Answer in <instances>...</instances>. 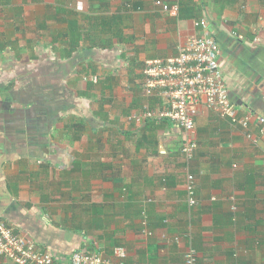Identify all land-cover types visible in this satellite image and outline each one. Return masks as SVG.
<instances>
[{
    "label": "crops",
    "instance_id": "1",
    "mask_svg": "<svg viewBox=\"0 0 264 264\" xmlns=\"http://www.w3.org/2000/svg\"><path fill=\"white\" fill-rule=\"evenodd\" d=\"M204 18L251 124L202 104L188 169L181 130L143 118L164 108L143 70ZM260 117L264 0H0V220L56 264L84 248L128 264H185L190 249L198 264H264Z\"/></svg>",
    "mask_w": 264,
    "mask_h": 264
},
{
    "label": "built area",
    "instance_id": "2",
    "mask_svg": "<svg viewBox=\"0 0 264 264\" xmlns=\"http://www.w3.org/2000/svg\"><path fill=\"white\" fill-rule=\"evenodd\" d=\"M157 5L169 10L161 1ZM196 27L198 33L183 43L176 56L150 59L146 61L143 70L146 97H160L164 106L161 110H153L150 104H146L143 118L146 121L168 120L181 130V154L188 169L199 148L195 119L202 104L232 124L242 125L248 130L251 124L248 117H240L231 101L220 69V46L210 21L201 19ZM258 121L260 137L264 139V117H260ZM196 182L195 175L189 171L185 185L188 204L192 208L198 203ZM0 260H9L13 264H56L51 252H42L34 241L16 235L3 220H0ZM70 264L128 263L123 259L107 257L96 248L92 251L84 248L73 253ZM185 264H198L194 250L187 251Z\"/></svg>",
    "mask_w": 264,
    "mask_h": 264
},
{
    "label": "trees",
    "instance_id": "3",
    "mask_svg": "<svg viewBox=\"0 0 264 264\" xmlns=\"http://www.w3.org/2000/svg\"><path fill=\"white\" fill-rule=\"evenodd\" d=\"M190 16V15H189ZM188 15L185 14V11L183 10L182 7H180V19H185V18H188L189 17ZM153 120H156V119H153ZM158 120V119H157ZM159 120H163V119H159Z\"/></svg>",
    "mask_w": 264,
    "mask_h": 264
}]
</instances>
